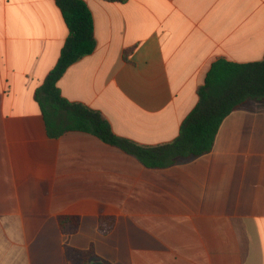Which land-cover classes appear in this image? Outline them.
Returning a JSON list of instances; mask_svg holds the SVG:
<instances>
[{
    "label": "crops",
    "instance_id": "1",
    "mask_svg": "<svg viewBox=\"0 0 264 264\" xmlns=\"http://www.w3.org/2000/svg\"><path fill=\"white\" fill-rule=\"evenodd\" d=\"M95 51L61 94L144 145L174 140L219 59H264V0H83ZM69 29L54 0H0V264H264V103L223 122L212 151L164 169L97 137L48 135L35 93ZM80 226L64 234L59 217ZM114 229L100 232V218Z\"/></svg>",
    "mask_w": 264,
    "mask_h": 264
},
{
    "label": "trees",
    "instance_id": "2",
    "mask_svg": "<svg viewBox=\"0 0 264 264\" xmlns=\"http://www.w3.org/2000/svg\"><path fill=\"white\" fill-rule=\"evenodd\" d=\"M69 29L56 66L35 93L48 135L58 137L75 131L91 134L103 143L118 148L136 158L148 169H164L187 159L212 151L225 119L245 104L264 103V59L250 63H235L219 59L207 73L204 84L197 89L198 103L181 124L179 135L172 141L144 145L117 135L104 115L89 106L72 102L62 96L58 81L67 69L96 49L92 12L83 0H54ZM123 3L126 0H103ZM74 215L59 217L64 234L74 233L80 226ZM112 216L100 218V232L114 229ZM82 264L96 261L93 251L82 253Z\"/></svg>",
    "mask_w": 264,
    "mask_h": 264
},
{
    "label": "water",
    "instance_id": "3",
    "mask_svg": "<svg viewBox=\"0 0 264 264\" xmlns=\"http://www.w3.org/2000/svg\"><path fill=\"white\" fill-rule=\"evenodd\" d=\"M92 264H106V263H104V262L101 261V260H96V261H94Z\"/></svg>",
    "mask_w": 264,
    "mask_h": 264
},
{
    "label": "rangeland",
    "instance_id": "4",
    "mask_svg": "<svg viewBox=\"0 0 264 264\" xmlns=\"http://www.w3.org/2000/svg\"><path fill=\"white\" fill-rule=\"evenodd\" d=\"M258 103V102H257ZM260 103V102H259ZM81 258H82V256H81Z\"/></svg>",
    "mask_w": 264,
    "mask_h": 264
}]
</instances>
